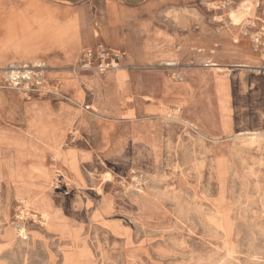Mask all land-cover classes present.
<instances>
[{
    "label": "rangeland",
    "instance_id": "rangeland-1",
    "mask_svg": "<svg viewBox=\"0 0 264 264\" xmlns=\"http://www.w3.org/2000/svg\"><path fill=\"white\" fill-rule=\"evenodd\" d=\"M0 264H264V0H0Z\"/></svg>",
    "mask_w": 264,
    "mask_h": 264
},
{
    "label": "bare ground",
    "instance_id": "bare-ground-1",
    "mask_svg": "<svg viewBox=\"0 0 264 264\" xmlns=\"http://www.w3.org/2000/svg\"><path fill=\"white\" fill-rule=\"evenodd\" d=\"M233 21L235 23H238L239 20H237L236 17H232ZM44 24V23H43ZM42 24V25H43ZM45 26V25H44ZM241 33V32H240ZM48 35V34H47ZM50 37L55 40V38H62V33L60 32L58 35H56L54 32L50 34ZM242 42V41H241ZM241 44V43H240ZM100 55L104 52L107 53V51H105L102 47L98 48L97 51ZM91 54V53H89ZM93 55V54H92ZM114 55H119L122 56L121 54H114ZM88 60L91 58V56L86 57ZM212 67H216L215 65H211ZM110 69V68H109ZM113 70H119L120 66L117 65H113L112 67ZM231 69V68H230ZM108 70V69H107ZM122 71V70H120ZM104 72V70L102 71ZM28 74V73H27ZM13 75V74H12ZM11 79V78H10ZM15 84V83H14ZM22 90V89H21ZM172 111V110H171ZM177 114V113H176ZM167 116V115H166ZM180 117V116H179ZM170 118V117H169ZM28 127L26 130V132L28 133L29 136L32 137V143L39 146L38 143L43 144V146H47L48 148L52 149V146H55L54 144L57 143H61L62 139L64 138V134L59 132L61 129L56 126L55 124H53V122L49 119V118H45V117H35L32 121H30L28 124ZM5 126V125H4ZM13 126V125H12ZM26 128V127H25ZM60 138H59V134ZM47 136V137H46ZM252 136V135H251ZM259 136V135H258ZM210 139V138H209ZM216 143V142H215ZM17 144H21V140L19 139V141L17 140ZM14 152V151H13ZM56 152V151H54ZM11 158L14 159V156L11 155ZM37 158V157H36ZM37 167H40V165H38ZM36 170H38V172L41 174V178L46 182V185L49 187L51 186V182H53L52 178L49 177L48 175H46V173L44 171H42L41 169L37 168ZM53 185V183H52ZM54 188V186H52ZM174 188V187H173ZM45 188H42L40 190H35L34 197H33V201L31 200L32 204H41V210L44 211V209H47L48 206L46 205V201L45 199H47V194L44 193ZM50 192H52L50 190ZM25 197H29V194L26 190V192H21L19 193ZM43 194V195H41ZM68 195V193H66ZM70 196V195H69ZM46 197V198H45ZM31 199V198H30ZM35 200V201H34ZM101 209H99V211L97 210V218L101 219L103 218V214L102 212H100ZM45 213V211H44ZM46 214V219H45V227L47 225V227H51L52 222H50L49 216L47 213ZM6 236L8 238H14L15 237V232H13V230L11 229H7L6 231Z\"/></svg>",
    "mask_w": 264,
    "mask_h": 264
},
{
    "label": "crops",
    "instance_id": "crops-1",
    "mask_svg": "<svg viewBox=\"0 0 264 264\" xmlns=\"http://www.w3.org/2000/svg\"><path fill=\"white\" fill-rule=\"evenodd\" d=\"M246 4H249L250 8H251L252 4L245 3L244 5H246ZM10 15H11V19L5 25V29H6V32H7L6 44L13 45V43L16 42V38H17L16 37V29H17V27L20 26L21 27L20 30L24 31L23 33H25V32L27 33L30 25L27 22V20L25 19V16L21 15V13L11 12ZM232 16H235V15H232ZM34 23L38 26V30L36 32L33 31V33H31V35H30L34 40L43 38L47 34H51V33L54 32V31L53 32L51 31L50 27H48L47 24H43L42 25V23L39 20H37V19H34ZM14 46H15V49L17 51H19L21 49V47H22V45L21 44H17V42H16V44H14ZM99 47H102L105 51L111 52L112 54H121V55L123 54V56H127V53L125 51H122V50H119V49H113V48L109 47L107 44L101 43V42L97 43L93 47H89L88 49H86L84 51L94 55L96 53V51H98ZM212 65H215V64H212ZM117 73H118L119 77H121V78L125 77V71L124 70H122L120 72H117ZM71 132L72 131H70L69 134H72ZM64 138L62 139L60 144H63Z\"/></svg>",
    "mask_w": 264,
    "mask_h": 264
},
{
    "label": "built area",
    "instance_id": "built-area-1",
    "mask_svg": "<svg viewBox=\"0 0 264 264\" xmlns=\"http://www.w3.org/2000/svg\"><path fill=\"white\" fill-rule=\"evenodd\" d=\"M85 53H86L84 55L85 65L83 66V68L85 67L84 68L85 70H91L94 65H98L100 62L97 69L100 70L101 72L103 70L107 71V69L109 70V68L112 69L114 64L120 66L118 61L124 58L123 54L122 56H119V55H114L111 52H107V53L103 52L101 55L97 51L94 55L89 54L88 52ZM88 56H91L89 60L86 58ZM108 61H110V63H108Z\"/></svg>",
    "mask_w": 264,
    "mask_h": 264
}]
</instances>
